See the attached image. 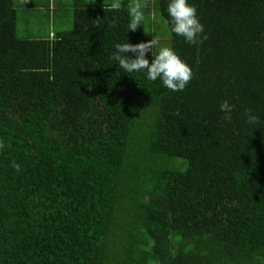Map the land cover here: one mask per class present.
<instances>
[{
  "label": "trees",
  "instance_id": "16d2710c",
  "mask_svg": "<svg viewBox=\"0 0 264 264\" xmlns=\"http://www.w3.org/2000/svg\"><path fill=\"white\" fill-rule=\"evenodd\" d=\"M189 2L206 39L170 32L193 73L171 92L110 59L152 40L131 0L29 40L0 0V264H264V0Z\"/></svg>",
  "mask_w": 264,
  "mask_h": 264
},
{
  "label": "clouds",
  "instance_id": "9594fccd",
  "mask_svg": "<svg viewBox=\"0 0 264 264\" xmlns=\"http://www.w3.org/2000/svg\"><path fill=\"white\" fill-rule=\"evenodd\" d=\"M110 7L118 9L120 4L113 2ZM141 8L140 3L130 7L128 32H135L138 26L143 24L145 17ZM165 11L168 30L176 37L183 38L184 42L189 45L201 43L202 39H206V36H202L204 26L199 20L197 9L189 0H167ZM156 46L155 38L138 44L116 43L110 59L115 61L124 73H141L147 81L159 80L162 86L171 92L183 91L192 79L193 73L190 66L172 48L162 46L155 50ZM149 53L152 56L151 63L146 58ZM219 107L221 112L232 111V106L227 101L222 102ZM260 121L261 117L253 114L251 110L247 112L246 122L248 124L256 125ZM13 168L19 171L20 166L13 163Z\"/></svg>",
  "mask_w": 264,
  "mask_h": 264
},
{
  "label": "rangeland",
  "instance_id": "374dc122",
  "mask_svg": "<svg viewBox=\"0 0 264 264\" xmlns=\"http://www.w3.org/2000/svg\"><path fill=\"white\" fill-rule=\"evenodd\" d=\"M110 1L111 0H106L108 4ZM131 3L132 6L136 3L142 5L141 10L144 13L145 19L143 24L138 26L137 29H139L147 38H155L157 40L155 50H158L159 47L162 46L171 48V33L168 30L165 19L157 9L158 0H131ZM69 15H72L70 7L68 8V11L61 15L57 13V16L61 20V25H59V18L56 16L54 19L49 10L31 11L28 7H20L17 20V37L19 39L29 40L43 38L50 35V33L71 31L73 25L72 21L68 18Z\"/></svg>",
  "mask_w": 264,
  "mask_h": 264
},
{
  "label": "crops",
  "instance_id": "0c3cea01",
  "mask_svg": "<svg viewBox=\"0 0 264 264\" xmlns=\"http://www.w3.org/2000/svg\"><path fill=\"white\" fill-rule=\"evenodd\" d=\"M22 1H26L25 6L27 7L29 6L31 8L30 9L31 11H33V9L34 10H49L54 19L57 16V13L61 15L62 13H65L66 11H68V8L70 7V10L72 11V15H69L68 18L72 21V25H73V9H74V3L76 0H22ZM84 1L92 2V1H97V0H84ZM102 1L107 5H111L113 2H118L120 4L124 0L123 1L111 0L109 4L106 2V0H102ZM59 25H61L60 18H59Z\"/></svg>",
  "mask_w": 264,
  "mask_h": 264
}]
</instances>
